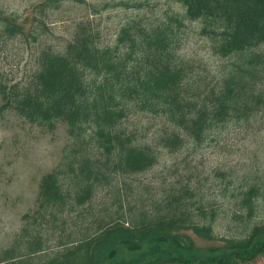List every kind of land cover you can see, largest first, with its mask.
Listing matches in <instances>:
<instances>
[{
	"label": "trees",
	"instance_id": "obj_1",
	"mask_svg": "<svg viewBox=\"0 0 264 264\" xmlns=\"http://www.w3.org/2000/svg\"><path fill=\"white\" fill-rule=\"evenodd\" d=\"M64 1L43 0L33 12L45 19ZM173 2L181 16L131 18L113 47L100 46L99 33L82 19L63 49L37 54L26 82L10 83L0 73V119L12 114L45 133L63 126L71 141L67 162L41 178L35 209L22 217L29 220L2 264H252L264 257V222L217 239L206 220L214 211L196 203L188 185L169 184L144 206L127 203L128 186L118 181L153 168L159 150L200 146L218 128L250 121L264 109V0ZM19 20L0 11V45L30 35ZM186 22L200 24V36L226 66L212 71L177 55ZM40 35L34 30L33 40ZM136 115L159 121L150 144L127 126ZM104 187L114 191L115 209L92 221L82 218L66 234L67 216L90 205ZM236 207L238 219L246 214L251 220L261 209L264 217V178L241 188ZM59 227L52 250L42 229ZM113 234L122 235L123 252L112 247L98 260L94 251ZM193 236L215 243L198 248Z\"/></svg>",
	"mask_w": 264,
	"mask_h": 264
},
{
	"label": "rangeland",
	"instance_id": "obj_2",
	"mask_svg": "<svg viewBox=\"0 0 264 264\" xmlns=\"http://www.w3.org/2000/svg\"><path fill=\"white\" fill-rule=\"evenodd\" d=\"M41 1L0 0V11L19 16V22L26 21L24 27L30 30L29 36L1 42L0 73L10 83L26 82L36 70L37 54L44 48L63 49L71 38L75 23L82 19L89 20L99 33L100 46L113 47L120 29L131 18L158 22L168 15L183 14L181 6L173 0H65L58 10L49 12L43 19L33 12ZM199 28L198 22H186L179 32L177 55L218 71L228 62L212 54L210 44L200 36ZM34 30L41 34L36 41L32 38ZM130 119L127 126L137 133L139 142L150 144L158 131L159 121L148 115ZM70 146L63 126L53 133H45L12 114L0 119V264L3 252L15 243L21 228L29 220L24 221L22 217L31 215L35 209L41 178L67 162L64 152ZM158 154L156 165L149 171L119 178V182L128 186L127 203L130 205L147 206L160 197L165 187L177 182L191 188L196 203L201 202L214 211L213 220L209 215L206 220L212 222L217 239L238 236L246 225L252 227L264 222L262 209L247 221L246 214H241L238 219L236 207L241 188L254 183V179L264 178V109L250 121L218 128L200 146L189 143L179 152L170 154L159 150ZM113 196V190L100 188L90 205L78 214L67 216L66 234L82 218L92 221L104 216L105 211L115 209ZM259 206L262 208L263 204ZM42 230L50 236L49 245L54 250L61 228L57 232ZM121 238V234L111 235L94 251L96 258L104 261L112 247H117L118 254L123 252L118 245ZM193 238L198 248L215 243ZM252 264H264V257Z\"/></svg>",
	"mask_w": 264,
	"mask_h": 264
}]
</instances>
